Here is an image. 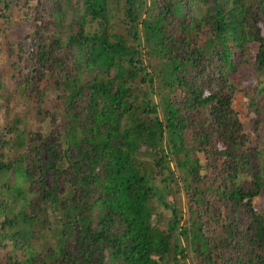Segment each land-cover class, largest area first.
Returning <instances> with one entry per match:
<instances>
[{
  "label": "trees",
  "instance_id": "obj_1",
  "mask_svg": "<svg viewBox=\"0 0 264 264\" xmlns=\"http://www.w3.org/2000/svg\"><path fill=\"white\" fill-rule=\"evenodd\" d=\"M15 2L0 264H264V0Z\"/></svg>",
  "mask_w": 264,
  "mask_h": 264
},
{
  "label": "rangeland",
  "instance_id": "obj_2",
  "mask_svg": "<svg viewBox=\"0 0 264 264\" xmlns=\"http://www.w3.org/2000/svg\"><path fill=\"white\" fill-rule=\"evenodd\" d=\"M11 2L13 3L11 9L4 13L5 17L0 18V67L3 63V60H1L3 41H20L23 39V36L28 34L31 30V17L33 15V10L30 7H24L23 4L15 2V0H11ZM63 5L66 9V5L64 3ZM258 49V46L254 47V54H256ZM248 104V98L244 94L238 93L235 104L236 108L242 115L244 122L247 124L248 130L252 133V136L255 139L254 144L257 145L260 143V136L248 120Z\"/></svg>",
  "mask_w": 264,
  "mask_h": 264
}]
</instances>
